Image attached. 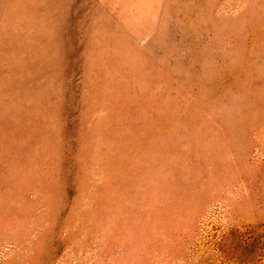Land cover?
<instances>
[{
  "label": "rangeland",
  "instance_id": "obj_1",
  "mask_svg": "<svg viewBox=\"0 0 264 264\" xmlns=\"http://www.w3.org/2000/svg\"><path fill=\"white\" fill-rule=\"evenodd\" d=\"M0 264H264V0H0Z\"/></svg>",
  "mask_w": 264,
  "mask_h": 264
}]
</instances>
